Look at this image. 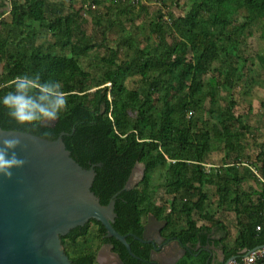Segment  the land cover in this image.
<instances>
[{"label": "trees", "instance_id": "trees-1", "mask_svg": "<svg viewBox=\"0 0 264 264\" xmlns=\"http://www.w3.org/2000/svg\"><path fill=\"white\" fill-rule=\"evenodd\" d=\"M86 1L97 29L92 36L70 2L0 0V95L12 88L15 75L27 72L59 79L68 100L67 110L52 125L35 128L16 123L0 106V129L47 140L67 133L64 145L81 167L99 164L91 191L102 205L121 190L134 164H143L142 181L115 198L112 227L120 235H138L141 219L152 213L165 221L162 236L223 253L219 261L205 250L186 252L175 264L240 261L243 250L263 246L264 143L254 157L262 179L254 191L245 181L256 179L255 174L244 168L239 175L235 165L254 163L241 153L255 127L235 114L232 91L248 97L255 86L264 88V54L246 52L247 31L264 13V0H185L188 8L181 16L158 9L142 21V47L139 27H134L147 13L141 0L137 5ZM259 37L264 40V21ZM97 49L104 53L96 54ZM88 58L85 70L80 60ZM255 65L257 76L249 74ZM220 87L227 91L217 106ZM215 151L225 154L222 164L227 165L207 170L204 164ZM206 184L216 187L214 202L204 192ZM160 193L166 198L156 204ZM227 208L237 214V235L230 245L224 243L227 228L215 219L216 210ZM126 242L134 255L147 257V251L137 250V241L127 237ZM61 244L72 264H96L101 244H111L125 264H144L130 258L114 238H106L95 220L70 230Z\"/></svg>", "mask_w": 264, "mask_h": 264}, {"label": "water", "instance_id": "water-1", "mask_svg": "<svg viewBox=\"0 0 264 264\" xmlns=\"http://www.w3.org/2000/svg\"><path fill=\"white\" fill-rule=\"evenodd\" d=\"M9 133L21 136L22 144L17 151L27 163L14 170L11 179L0 177V264H72L65 254L61 237L89 220L100 223L106 238H114L129 256L135 257L126 242V235H120L112 224L116 217V196L142 181L143 164L136 162L121 190L108 204L102 205L91 191L94 167L99 164L88 169L81 167L64 145L62 136L67 133L61 132L55 140L11 130H3L0 134ZM164 225L165 221L149 215L139 240L143 242L156 236L158 249L164 240L161 236ZM178 247V254L160 264H175L184 252ZM111 248V245L103 246L99 250L101 257L102 253H108L113 262L120 264L118 255ZM247 253L243 250L240 255ZM232 260L236 257L229 261Z\"/></svg>", "mask_w": 264, "mask_h": 264}, {"label": "clouds", "instance_id": "clouds-1", "mask_svg": "<svg viewBox=\"0 0 264 264\" xmlns=\"http://www.w3.org/2000/svg\"><path fill=\"white\" fill-rule=\"evenodd\" d=\"M0 106L16 123L35 128L57 120L67 110L68 100L59 79H42L38 73L25 72L15 75L12 88L0 95ZM21 144L16 133L0 134V177L11 179L14 170L27 163L17 151Z\"/></svg>", "mask_w": 264, "mask_h": 264}, {"label": "rangeland", "instance_id": "rangeland-1", "mask_svg": "<svg viewBox=\"0 0 264 264\" xmlns=\"http://www.w3.org/2000/svg\"><path fill=\"white\" fill-rule=\"evenodd\" d=\"M56 2H64L65 5H67L69 2L71 4V6H73L74 11H80L79 12V17L83 18L86 20V22L84 23V27L87 31V34L89 36H92L95 32H97V29H95L93 27V24L91 23L92 21V13L91 11L87 8V5L89 4V2H85V0H55ZM164 4L162 5L161 0H141V4L146 7L147 9V13L145 15H142L141 19H136V23L134 24V27L138 26V30H136L137 34V42L138 44L142 47L143 46V42L140 40L142 37L141 33V29L140 27H144L145 24H142L143 20H148L147 18H151L153 17L154 13L158 10L163 8L166 11V8L170 9L176 16H181L188 7H186L185 5V0H164ZM264 21V13L260 12L257 14V19L255 20V22H253L247 33V44L248 47L246 49V52L249 55H253L255 53H262L264 54V40L261 39L259 37L260 35V29L261 26L263 24ZM126 27H130L131 24H124ZM133 25V24H132ZM117 30H114L113 32H110L109 35V39H113L115 37V33ZM104 50L103 49H97L96 50V54H103ZM81 62V66L83 69L87 70V66L88 63L90 61V59H82L80 60ZM260 73V68L258 67V65H255L254 67L251 68L249 74L253 75V76H257ZM109 85V84H107ZM94 90V89H92ZM226 88L224 87H220L219 91H218V96L221 99H217L215 100V104L217 106H222L223 105V98L226 96ZM232 99L235 100L237 102V106L235 107V114H240L243 116H248V122L250 123V125H260V127L264 126V119H262L260 121V124H258L259 122H257L258 117L255 116V112H263L264 108L262 107V105L264 104V88L261 87H254L251 95L246 97V96H242L241 92L238 89H234L232 91ZM207 107L209 108V104L207 105ZM161 197L163 196V194H159ZM156 202V199H155ZM96 228L95 226L91 227V232H95ZM91 237V236H90ZM95 245H97V241L93 243V248H95ZM103 257L100 258L102 264H113L116 262H113L112 259H110L109 254L108 253H102Z\"/></svg>", "mask_w": 264, "mask_h": 264}, {"label": "crops", "instance_id": "crops-1", "mask_svg": "<svg viewBox=\"0 0 264 264\" xmlns=\"http://www.w3.org/2000/svg\"><path fill=\"white\" fill-rule=\"evenodd\" d=\"M141 19V18H139ZM137 20H135L134 24L136 23ZM127 29L129 27H126ZM239 115V114H238ZM255 116L258 117L257 122H259L258 124H260V121L262 119H264V111L263 112H255ZM246 118V122L248 125H250V123L248 122V116H244ZM252 128L251 132L247 134V140H246V146L243 150V152L241 153L243 158H248L249 156L252 157L253 160H251L252 162H254L253 164L251 163V165L248 166V163H245L247 161H242L240 164H236L235 165V169L237 170V173L239 172V175H243L244 174V168H249L254 174L256 179H254V177L252 178H248L245 181V186L246 188H250L251 190L256 191L257 190V181H262L257 168L259 167V164H257L255 162L254 157L257 155L258 151H259V145L264 143V126L260 127V125H256V126H252L250 125ZM225 154L223 152H212L208 159L206 160V163L204 164V168L207 170H211V168H218L219 166H225L223 165V159H224ZM229 166V165H228ZM204 192L208 195V198L210 199V201L214 202L215 200H217V195H216V187L212 184H206L204 185ZM163 197V196H162ZM161 196H158L156 199V204H160L162 203V200L165 199L166 197L164 196V198H162ZM215 219L219 222H221L228 231V236L227 239L224 241V243H226L227 245H230L232 240L236 237L237 235V214L235 212H233L230 209H218L216 210V214H215ZM198 226L201 225H206L207 223H205L204 221H198L197 222ZM259 247V246H258ZM214 255L216 254V257L218 259H220L222 261L223 259V253L220 250L215 251V249L213 250ZM211 256V255H210ZM231 259V258H230ZM229 259V260H230ZM228 260V261H229Z\"/></svg>", "mask_w": 264, "mask_h": 264}, {"label": "flooded vegetation", "instance_id": "flooded-vegetation-1", "mask_svg": "<svg viewBox=\"0 0 264 264\" xmlns=\"http://www.w3.org/2000/svg\"><path fill=\"white\" fill-rule=\"evenodd\" d=\"M149 215H153L154 218L156 219V216L154 214H152V213L146 214V216L143 219H141L142 221H141L140 234H138V235L137 234H133V233L126 234V238L127 237H131L133 240L138 242L139 245L137 246V248H138L137 250H140L142 252L147 251V253H146L147 257H143V256H140V255H134V253L131 250V252L133 253V255L136 258L128 255L130 258L137 259L139 262H142L144 264H157V263L160 264V262L161 263H165L167 258L173 257L176 254H178V250H177L178 246L184 251L182 253L181 257L184 256L186 252H191V251L200 252L202 250H205V251H208L211 256L214 254L213 250L208 248L207 245L203 246L199 242L194 244L195 246H193V244L188 243V242L183 244L179 240H177L176 238L164 237V236H162V234H161V236L164 238V240L161 242L160 247H158V249H156V236L154 238L150 237L149 240H147V241L143 240V242H141L139 239L142 238L143 227H144V225H146ZM158 221H160V220H158ZM162 229H161V232H162ZM175 242H177L176 244L178 246H175ZM105 245H111V244H101L100 245V247H99V249L97 250V253H96V258H95V263L96 264H102V262L100 260L101 255H100V251L99 250L102 249V247L105 246ZM129 246H130V244H129ZM112 249H113V246L111 248V251H112ZM130 249H131V246H130ZM125 251H126V249H125ZM215 251H217V250H215ZM126 253H127V251H126ZM215 258H216V260L221 261L220 259H218L216 257V254H215ZM119 259H120V257H119ZM159 259H161V260L159 261ZM120 261H121L120 264H125L121 259H120ZM113 264H118V263H113Z\"/></svg>", "mask_w": 264, "mask_h": 264}, {"label": "built area", "instance_id": "built-area-1", "mask_svg": "<svg viewBox=\"0 0 264 264\" xmlns=\"http://www.w3.org/2000/svg\"><path fill=\"white\" fill-rule=\"evenodd\" d=\"M116 1H127L131 4H138L140 0H116ZM227 264H264V245L254 248L248 251L245 256H242L240 261L232 260L228 261Z\"/></svg>", "mask_w": 264, "mask_h": 264}]
</instances>
